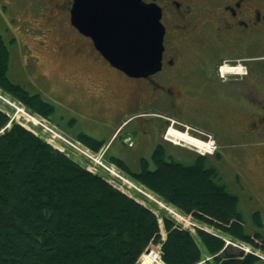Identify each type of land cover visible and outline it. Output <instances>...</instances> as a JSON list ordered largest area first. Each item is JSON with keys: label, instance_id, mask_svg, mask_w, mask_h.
<instances>
[{"label": "trees", "instance_id": "trees-1", "mask_svg": "<svg viewBox=\"0 0 264 264\" xmlns=\"http://www.w3.org/2000/svg\"><path fill=\"white\" fill-rule=\"evenodd\" d=\"M9 59L0 33V90L49 120L53 105L10 80ZM76 140L86 142L82 134ZM151 158L153 170L143 161L133 174L146 191L222 237L264 252V235L245 225L238 197L207 156L184 164L159 146ZM109 162L129 172L120 160ZM253 221L262 226L259 212ZM156 245L161 264H197L205 254L214 264L264 263L216 234L201 228L192 234L164 209L156 214L0 109V264H139Z\"/></svg>", "mask_w": 264, "mask_h": 264}, {"label": "flooded vegetation", "instance_id": "flooded-vegetation-1", "mask_svg": "<svg viewBox=\"0 0 264 264\" xmlns=\"http://www.w3.org/2000/svg\"><path fill=\"white\" fill-rule=\"evenodd\" d=\"M74 1L13 6L0 0V21L14 31L10 41L49 44L51 52L83 68L81 80L66 81L79 92V99L69 94L68 102H79L92 124L91 134L82 133L87 149L108 162L120 160L133 179L143 161L154 169L151 156L159 146L173 158L181 153L184 145L165 137L169 128L191 137L210 135L217 144L210 156L220 157L214 133L197 123L200 106L208 107L226 137L248 141L264 135V0H143L160 8L165 32L159 69L142 76L112 66L91 37L73 26ZM223 65L240 66L241 73L223 74ZM201 77L212 86L208 95ZM258 152L264 165V149Z\"/></svg>", "mask_w": 264, "mask_h": 264}, {"label": "rangeland", "instance_id": "rangeland-1", "mask_svg": "<svg viewBox=\"0 0 264 264\" xmlns=\"http://www.w3.org/2000/svg\"><path fill=\"white\" fill-rule=\"evenodd\" d=\"M32 1L36 2V0H11V5H27ZM14 24L15 21L10 23V25ZM5 27L0 21V33L10 53L8 69L10 80L23 86L30 93L39 94L45 101L51 103L54 107V111L49 115V120H46L38 115H32L17 99L0 90V109L9 115L11 120L22 124L35 133L42 134L46 141L54 148L64 152L89 171L100 174L114 187L128 196L134 197L156 214L164 209V211H167V214L176 222L178 218L175 216V213L189 218L191 223L182 222L181 220L177 223L180 224L182 228L189 230L192 234H195L198 228L208 231L211 234H216L225 241H228L226 244L231 245L234 249H239L236 246L241 244L245 253L256 254L258 255L257 257H260V259L264 261V252H262V250L244 243L242 246L241 242L231 241L224 235L222 237L216 230L203 226L204 224L202 223H196L191 217L180 214L170 205L166 206L157 200L151 193L146 191L138 181L119 170L115 165L106 161L102 154L93 153L84 147L81 142L75 140L79 134H91V126L89 125L91 121L86 119L83 113V107L79 102L74 105L68 102L69 94L73 93V96L79 99V92L76 88L71 89L66 80L71 76L74 78L73 81H76L75 78L81 80L83 68H80V66H73L68 61L67 57L58 56L51 52L49 44L40 43L34 39L29 41H21V39H16L14 42L10 41L15 35L14 31H6L4 30ZM200 55L201 53L197 56L199 57ZM226 66H228V68H226L228 71L226 69L222 70L223 74L231 73V70L241 73L240 66H233L232 68L229 65ZM204 78L210 79L209 76ZM204 78H200L201 86L204 84ZM204 85L205 87L202 86L203 90L208 95L212 86L210 83ZM231 101H233V99ZM207 108V106H200V114L197 123L205 130L214 133L221 148V156L216 158L210 156L211 154H206V156H210L209 159L217 168L220 183L224 184L229 192L238 197V209L242 214L245 225L264 235V165L258 152V150L264 149V135L261 137H254L248 141L242 140L241 138L226 137L219 133L211 112H209ZM175 130L178 129L175 128ZM200 140L207 141L203 139ZM213 141L215 142L214 139ZM182 144L184 147H181L177 151L181 153L177 155L176 159L181 163L190 164L194 161L195 154H199V152L188 144ZM216 146L217 144L215 142V147ZM150 155V151H147L143 156L148 159ZM126 161L128 162L130 160L127 158ZM133 168L137 169L136 163ZM150 168H153V165H151ZM146 194L150 195L156 201L149 198ZM170 208L171 210H169ZM255 212H259L262 223L261 227H258L253 221V214ZM161 234L164 236V231H161ZM259 243L260 242H258V245ZM156 246L159 248L160 253L159 245ZM151 251L154 252V255L150 253ZM151 251L148 254H144V256L156 257L157 255V258L154 259L153 257L154 261H149V259L145 257L143 261L142 259L139 260V264L159 263V254L154 250ZM197 264L214 263L211 257L205 254L202 260ZM257 264L264 263L257 262Z\"/></svg>", "mask_w": 264, "mask_h": 264}, {"label": "water", "instance_id": "water-1", "mask_svg": "<svg viewBox=\"0 0 264 264\" xmlns=\"http://www.w3.org/2000/svg\"><path fill=\"white\" fill-rule=\"evenodd\" d=\"M156 4L143 0H75L71 21L117 69L142 76L160 67L164 26ZM159 252L157 246L146 250Z\"/></svg>", "mask_w": 264, "mask_h": 264}, {"label": "bare ground", "instance_id": "bare-ground-1", "mask_svg": "<svg viewBox=\"0 0 264 264\" xmlns=\"http://www.w3.org/2000/svg\"><path fill=\"white\" fill-rule=\"evenodd\" d=\"M233 66H231V68H232ZM226 68H228V67H226V65L225 66H222V68L220 69L221 70V73H222V70H225ZM230 68V69H231ZM235 69H238V68H235ZM240 69V68H239ZM227 70V69H226ZM228 71V70H227ZM231 73L232 74H236L237 72H233L232 70H231ZM168 130V129H167ZM167 139H169V140H171V141H173L174 143H185V144H188L189 146H192V147H195L196 148V151H198L199 152V155H205L206 156V154H212V153H210V150H211V147H210V144L208 143V141L206 142H203V141H201V140H199V139H196V138H194V137H191V136H189L187 133H184V132H182V131H178V130H175L174 128H169V130L167 131V135L165 136ZM181 143V144H182ZM85 147V146H84ZM87 148V147H86ZM215 149H216V147H215ZM214 149V150H215ZM205 152V153H204ZM204 153V154H203ZM198 154V153H197ZM110 163V162H109ZM111 164V163H110ZM113 165V164H112ZM88 170V169H87ZM115 175V174H114ZM108 182V181H107ZM109 183V182H108ZM112 185V184H111ZM149 198H151V199H153L150 195H148V194H146ZM154 200V199H153ZM154 201H156V200H154ZM169 210H171V208L169 209ZM162 232H163V230H161ZM159 247H160V245H159ZM151 254H153L154 255V252L153 251H151L150 252ZM145 257H147L148 259H149V261L150 260H152V261H154V259L155 258H157V255H156V257H154V256H142L140 259H142V261L144 260V258ZM153 257H154V259H153Z\"/></svg>", "mask_w": 264, "mask_h": 264}, {"label": "built area", "instance_id": "built-area-1", "mask_svg": "<svg viewBox=\"0 0 264 264\" xmlns=\"http://www.w3.org/2000/svg\"><path fill=\"white\" fill-rule=\"evenodd\" d=\"M207 141H208V143L210 144V147H211V150H210V153H212L213 151H214V149H215V143H214V141H213V139H211V136L210 135H208L207 136ZM206 141V142H207ZM203 142H205V141H203ZM195 148V147H194ZM196 149V148H195ZM205 153V152H204ZM203 153V154H204ZM99 161V160H98ZM100 162V161H99ZM101 164V163H100ZM104 167V166H103ZM105 168V167H104ZM176 215V217L178 218L177 219V221L179 222V220H181L182 222H187V223H191V220L189 219V218H186V217H183V216H181V215H179V214H177V213H175ZM193 222V221H192ZM181 223V222H180ZM226 242H228V241H226ZM158 263V262H157Z\"/></svg>", "mask_w": 264, "mask_h": 264}]
</instances>
